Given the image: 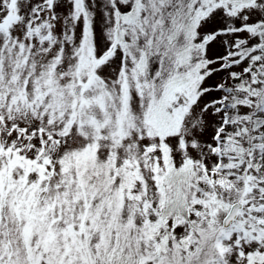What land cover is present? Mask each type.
Instances as JSON below:
<instances>
[{
  "label": "snow or ice",
  "instance_id": "6c2138e0",
  "mask_svg": "<svg viewBox=\"0 0 264 264\" xmlns=\"http://www.w3.org/2000/svg\"><path fill=\"white\" fill-rule=\"evenodd\" d=\"M0 264H264V0H0Z\"/></svg>",
  "mask_w": 264,
  "mask_h": 264
}]
</instances>
